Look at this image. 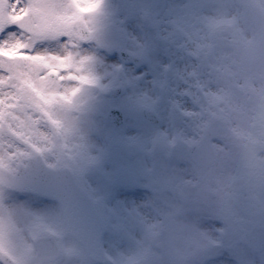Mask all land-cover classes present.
I'll list each match as a JSON object with an SVG mask.
<instances>
[{"label":"rangeland","instance_id":"374dc122","mask_svg":"<svg viewBox=\"0 0 264 264\" xmlns=\"http://www.w3.org/2000/svg\"><path fill=\"white\" fill-rule=\"evenodd\" d=\"M161 2L162 8L145 10L143 23L135 14L128 16L116 8L103 14L110 16L113 25L126 34V47L143 57L142 68L120 69L114 55H102L95 51L96 46H92L90 55H62L74 51H65L61 43H49L48 50L43 51L48 58L47 70L57 69L58 64L67 62L69 70L59 72L51 80L46 69L45 73L39 66L26 67L21 74V87L31 105H40L42 99L44 106L54 110L46 109L50 114L46 113L48 117L43 123L35 114H30L20 134L21 140L7 131L0 132V163L14 168L29 153L24 143L32 139L35 145L44 141L49 142V148H64L66 154L72 156L79 180L98 200L99 211L111 230L108 232H113L115 223H121L117 227L123 232V239L111 241L109 233L104 240L113 264H178L187 259L191 261L186 264H264L263 253L244 251L237 242L243 227L253 221L264 222V204L259 205L264 199V139L260 135L264 131L263 1ZM220 20L224 22V31L219 39L215 37L217 42L211 37L197 39L189 32L192 25L201 28L204 21L212 24ZM111 31L101 22L97 27L98 40L108 44ZM156 33L165 37L167 43L163 45ZM168 46H171L169 54ZM223 58L228 67L224 69L227 75L234 76L233 65L240 70H251L246 88L240 82L235 89L228 81L227 86L222 83ZM21 59L25 56L15 58L17 62ZM208 60L215 78L218 77L217 82L213 78L210 83L206 81V76H210L208 66H204ZM80 61L84 67L78 66ZM117 82H124L125 91L115 104L128 111L118 132L104 117L113 103L107 91ZM195 83L200 86L202 100ZM34 84L46 86L36 92ZM61 106L75 110L66 118L69 123L59 122L63 117L62 109L59 115L54 114ZM141 106L152 107L159 113V126L151 127L138 117L137 110ZM181 121L186 127L181 126ZM207 127L218 132L216 145L227 155V162L213 165L207 172L194 168L186 179L202 200L209 198V190L217 192L214 203L221 205L215 203L212 209L210 201L209 208H184L182 213L178 211L169 231L166 224L169 220L164 217L172 215L175 208L166 204L163 190L145 177L144 169L151 171L162 161L161 155H153L157 145L184 149L190 142H196ZM257 129L262 131L258 136L254 134ZM128 150L142 154L129 161ZM240 164L260 174L256 176V186L249 190L254 201L249 200L251 193L235 199L239 189L227 181ZM185 165L190 170L191 167ZM141 166L142 171L138 170ZM182 178L185 182V173ZM131 180L137 182L132 184ZM8 195L17 198L16 194ZM255 196L258 197L256 205L251 204L256 202ZM176 198L179 209L184 197L177 194ZM11 208L18 209L13 203ZM128 240L134 242V246Z\"/></svg>","mask_w":264,"mask_h":264},{"label":"flooded vegetation","instance_id":"af4514ba","mask_svg":"<svg viewBox=\"0 0 264 264\" xmlns=\"http://www.w3.org/2000/svg\"><path fill=\"white\" fill-rule=\"evenodd\" d=\"M19 1L23 2L24 14L31 15L32 22L38 26V29L35 30L36 32L32 30L33 33L23 31L22 35L12 37V34H17L20 30L15 25L11 26L6 33L0 35V39H4L10 44L15 43L16 38L25 43H46L62 37L78 40L77 30L73 26L76 22L83 21L92 32L97 25L98 0ZM115 2L124 6L126 10H130L132 7L140 14L139 8L144 6L145 0H101L100 5L103 8H109L114 6ZM92 3L96 4L93 10H83L89 8ZM8 23L13 22L9 20L3 27ZM121 46V44L116 47L112 46V50ZM224 160H227L225 156ZM28 196L27 199L31 201L27 202L21 211H12V202H0V264H4L3 257L5 256L13 264H38L34 259L37 243L43 245L42 249H47L50 243L45 238L49 236L54 238L59 248L72 242L82 250L81 246L67 234L61 213L49 211L50 200L35 194ZM53 207L56 209L58 206ZM2 208H6V210H2ZM62 257L63 255L56 260L41 264H62L64 262Z\"/></svg>","mask_w":264,"mask_h":264},{"label":"water","instance_id":"95a60500","mask_svg":"<svg viewBox=\"0 0 264 264\" xmlns=\"http://www.w3.org/2000/svg\"><path fill=\"white\" fill-rule=\"evenodd\" d=\"M117 93L118 89L112 91V94ZM142 114L150 121L155 120L149 110H143ZM107 117L115 123L121 121L117 110L109 111ZM204 150L207 154H213L211 149ZM202 153L198 155H202ZM0 183L16 188L36 190L42 195L58 199L65 215L66 224L72 231L80 226V222L78 221H81V218L78 215L81 213H88L87 218L91 220L93 218L96 219L94 209L90 204L87 194L77 186L72 173L67 167L50 169L47 167L42 168L41 165H36L32 168L24 166L19 168L16 175H11L0 167ZM97 234L96 232H92L90 236H97ZM243 241L255 251L261 250L264 246V226L259 224L252 226L251 230L244 232ZM89 254L91 256H100V251L89 248Z\"/></svg>","mask_w":264,"mask_h":264},{"label":"snow or ice","instance_id":"6c2138e0","mask_svg":"<svg viewBox=\"0 0 264 264\" xmlns=\"http://www.w3.org/2000/svg\"><path fill=\"white\" fill-rule=\"evenodd\" d=\"M96 7L92 3L89 8L84 11H91ZM19 10V6H17ZM5 13L0 11V16ZM15 14V13H13ZM23 16V14H22ZM15 25L19 28V34L24 31L20 23H8L5 27L0 28V34L6 33L7 29ZM19 34H12V37H17ZM5 41V45H7ZM10 55V54H9ZM32 52L29 49V44H20L17 50V56L30 57ZM8 61V57L0 58ZM27 69L19 62L10 61L8 65H0V132L7 131L11 136L17 137L20 140L21 132L26 126L31 111V101L21 87V74Z\"/></svg>","mask_w":264,"mask_h":264}]
</instances>
